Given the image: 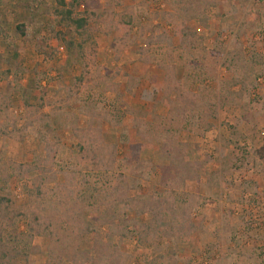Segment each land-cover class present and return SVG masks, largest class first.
Returning a JSON list of instances; mask_svg holds the SVG:
<instances>
[{
	"label": "rangeland",
	"instance_id": "1",
	"mask_svg": "<svg viewBox=\"0 0 264 264\" xmlns=\"http://www.w3.org/2000/svg\"><path fill=\"white\" fill-rule=\"evenodd\" d=\"M34 1L0 0V9L11 25L8 44L12 46L7 50L0 44V73L8 76L0 82V93L14 96L10 121L0 123L6 126V131L12 130L13 123L19 129L29 123L31 118L23 105L25 98L30 99L35 109L31 113L41 112L33 127L17 133L14 139L0 134V158L9 163L8 173L13 176L6 188L0 182V195L9 197L16 207L28 203V193L38 186V173H30L25 179L16 173L20 166L39 165L45 137L50 140L57 137L60 141L54 170L59 165L67 173L77 165L82 169L74 154L77 140L71 130L75 126L86 129L90 125L93 130H101L105 143L118 146L120 165L133 146L144 144L139 133L158 127L156 118L168 115V108L159 103V88L165 80V67L172 65L182 86L200 97L210 116L207 123L212 125L205 133L200 129L178 132L182 128L175 126V129L164 126L161 132L168 135L165 132L170 131L169 136L188 147V163L203 166L199 180L188 181L184 189L198 198L192 214L197 231L184 241L157 237L140 244L136 237L111 235L107 227L94 221L95 231L79 241L78 249L92 251L99 236L103 242L120 249L125 256L124 264H264V197L252 182L245 181L250 184L243 186L239 174L240 168L252 169L253 154L258 150L243 133V119L247 121L249 114L264 115V0H211L208 7L200 1L184 0L195 2L198 10L197 18L185 24L195 34L194 51L181 49L175 28L165 22L167 13H176L175 9L182 7L179 0H121L120 7L100 2L98 12L106 9L113 16L127 13L133 18V26L127 33L114 30L110 35L95 34L96 55L89 62L92 67L88 72L91 76L98 73L101 77L107 73L116 76L113 82L119 85L117 92L108 91L109 83L105 81L98 87L97 78L92 77V82L84 83L80 90L74 87V78L82 68L76 63L68 68L66 60L70 52L58 34L65 29L61 30L51 15L38 16L40 8L31 15L34 21L27 25V35L16 38V28L26 23L29 16L24 8L34 5ZM38 2L51 5L52 0ZM35 6L40 7L38 3ZM164 33L173 40V48L159 44L147 49L148 53L141 52L149 37ZM42 41L45 54L39 53ZM236 55L254 65L247 69L251 81L244 82L246 89L243 85H230L234 79L230 61ZM34 71L45 78L40 90L35 89L38 77L33 75ZM42 96L46 106L40 109ZM225 96L229 100L222 107ZM212 104L214 107H208ZM140 159L145 162L140 172L134 165L121 164L115 172L103 175L102 187L112 188L121 174L130 182V197L163 193L162 167L168 163L162 158L161 144L155 142ZM62 176H58L60 180ZM245 203L247 208L241 207ZM86 217L95 219V214ZM129 217L141 223L149 221V217L137 219L133 213ZM56 221L54 225L62 231L64 223L60 224L58 218ZM72 228L69 226L63 237L70 236ZM23 229L21 224L20 230ZM50 245L49 237L35 238L28 259L21 258L14 264H48ZM52 264L61 263L52 261ZM62 264L72 262L64 260Z\"/></svg>",
	"mask_w": 264,
	"mask_h": 264
},
{
	"label": "trees",
	"instance_id": "2",
	"mask_svg": "<svg viewBox=\"0 0 264 264\" xmlns=\"http://www.w3.org/2000/svg\"><path fill=\"white\" fill-rule=\"evenodd\" d=\"M103 1L108 2L109 7L112 6L111 4L115 7L121 6V0H52L51 5L44 2L41 4L35 0L34 5L24 8L29 12V16L26 23L16 28V38L27 35V25L34 21L31 15L40 8L38 16L51 15L57 21L58 27L62 28L61 30L65 29L58 34L70 52L66 60L68 68L75 63L82 68L74 78V87L80 90L84 83L92 82V77L94 80L97 78L95 81L98 87L102 81H105L109 83L108 91L117 92L119 85L113 82L116 76H110V73L103 77L100 73L91 76L90 71L88 72L92 67L89 66V62L95 60L96 55L95 34L103 32L110 35L114 30L118 32L125 30L127 33L133 26V18L127 13L113 16V12L106 9L96 11L99 3ZM194 1H200L207 7L211 6V0ZM195 2L179 0L182 7L175 9L176 13L166 15L165 22L175 28L174 35L178 39V46L183 50L194 51L197 48L193 41L195 34L185 27V24L197 18L198 10ZM35 3H38L40 7L35 6ZM81 8H84V11L80 12ZM10 34L11 25L4 11L0 9V44L7 50L12 49V46L8 44ZM172 41L166 33L160 37L151 36L144 43L145 48H142L141 52L148 53L147 49L159 44L173 48ZM44 46L45 43L42 41L40 44L42 51L39 53L45 54ZM1 55L0 53L2 58ZM230 62L234 78L230 85L233 87L243 85L246 89L244 82L251 81L247 69L254 65L245 62L244 58L237 55L232 57ZM165 73V80L159 88V103L168 108L169 113L165 118H156L159 121L158 127L155 125L149 132L139 133L144 144L133 146L121 163L125 167L134 165L135 170L140 172V169L145 166V162L140 159L141 154L147 148H151L155 142H159L162 158L168 163L162 167L164 192L146 197H130V182L121 174L118 175L112 188L102 187L100 182L103 181V175L115 172L121 164L119 165L117 160L118 146L105 143L99 129L93 130L90 125L86 129L76 126L72 128L73 136L77 140L74 154L82 169H78L77 165L68 173L61 165L58 166V170L53 169L60 150L59 139L55 137L50 140L45 137L42 141L43 157L39 165L27 168L20 166L16 173L22 179L27 178L26 176L30 173H38V186L35 191L28 193V203L23 207H16L9 197L0 195V264H14L21 258L28 259L29 249L37 237H49L51 240L48 264H52V261H59L62 264L64 260L72 264H124L125 256L120 249L112 243L103 242L99 236L95 239L93 254L92 251H79L77 246L79 241L95 231L94 221L100 227H107L111 235L121 238L136 237L140 244L157 237L184 241L197 231L198 228L192 221V214L197 207L198 198L184 189L188 181L199 180L203 166L198 163H188L186 161L188 147L179 143L173 136H169L170 131L165 132L168 135L161 132L166 126V128L169 127L168 129L181 127L182 129L178 132L200 129L205 133L211 130L212 125L207 123L210 116L202 107L200 97L184 88L177 80L176 68L168 65L165 67ZM33 75L38 77L35 89L40 90V84L45 78L36 71ZM7 78V73H0V82ZM232 95L237 96L233 93ZM43 100V96L39 98L40 109L46 106ZM228 100L229 97H223L222 107ZM23 105L31 118L29 121L27 118L29 123L23 129H19L13 123L12 130L6 131L3 122L10 121L9 114L14 108V96L0 93V120L3 121L0 123V134L2 136L14 139L17 133L32 128L37 119L39 120L38 113L41 114V112L36 110L31 113V109L34 108L29 98L23 100ZM208 107H214V104ZM102 119L105 120L106 117ZM253 156L258 159L261 166L264 165V146L255 151ZM8 165L9 163L0 158V182L5 188L13 178L11 173H8ZM60 174L63 175L62 180L58 177ZM138 175L142 178L139 173ZM91 178H95L94 181ZM95 181L96 183L93 184ZM91 213L95 214V219L94 217L87 219L86 214ZM130 213H133L137 219L147 216L149 221L141 223L131 220ZM57 218L60 224L64 223L62 231L54 225L57 223ZM21 224H24L23 230H20ZM69 226L73 227L70 230V236L63 237Z\"/></svg>",
	"mask_w": 264,
	"mask_h": 264
},
{
	"label": "crops",
	"instance_id": "3",
	"mask_svg": "<svg viewBox=\"0 0 264 264\" xmlns=\"http://www.w3.org/2000/svg\"><path fill=\"white\" fill-rule=\"evenodd\" d=\"M246 118L243 119V133L248 137V142H252L255 146V149H260L264 146V115L249 114L247 121ZM246 126V127H245ZM242 129V128H241ZM257 151V150H256ZM253 165L251 170H245L240 168L239 174H241L242 182H244L243 186L249 185L250 183H245V181L252 182L251 185L259 191V195L264 197V165H260L258 163V159L253 156ZM255 164V165H254ZM261 168V170L258 168ZM247 192L244 190L243 194ZM240 205V204H239ZM243 208H247L246 203L241 205Z\"/></svg>",
	"mask_w": 264,
	"mask_h": 264
}]
</instances>
